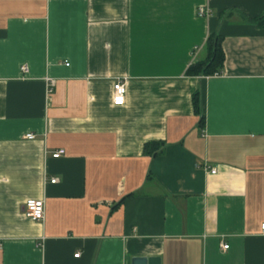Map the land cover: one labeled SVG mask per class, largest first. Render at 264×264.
<instances>
[{"label": "crops", "instance_id": "crops-1", "mask_svg": "<svg viewBox=\"0 0 264 264\" xmlns=\"http://www.w3.org/2000/svg\"><path fill=\"white\" fill-rule=\"evenodd\" d=\"M263 11L0 0V264H264ZM215 32L221 72L185 76ZM156 141L163 152L144 154ZM28 198L43 200L42 221L24 215Z\"/></svg>", "mask_w": 264, "mask_h": 264}, {"label": "trees", "instance_id": "trees-1", "mask_svg": "<svg viewBox=\"0 0 264 264\" xmlns=\"http://www.w3.org/2000/svg\"><path fill=\"white\" fill-rule=\"evenodd\" d=\"M254 20L264 22V11ZM222 37L217 33L210 34L205 42L206 56L191 63L186 71L185 76H210L221 72L224 62V53L221 47ZM191 102L194 114L199 118V125L204 123V114L202 109V99L200 90H195L191 96ZM165 143L147 142L143 146V153L155 156L163 152Z\"/></svg>", "mask_w": 264, "mask_h": 264}, {"label": "built area", "instance_id": "built-area-1", "mask_svg": "<svg viewBox=\"0 0 264 264\" xmlns=\"http://www.w3.org/2000/svg\"><path fill=\"white\" fill-rule=\"evenodd\" d=\"M197 14L199 16H208L210 14V10L208 7L200 6L197 8ZM25 70V67L22 68ZM48 90L50 91L54 81L49 79L47 80ZM125 94H126V83L124 80H115L112 82V94H111V102L113 105L119 106L125 102ZM26 138L32 139L34 135L32 133H28L25 135ZM63 154L62 149L55 150L52 152L51 157L58 158ZM216 169L214 167L208 168V172L214 174ZM56 181L55 178H52L50 182L54 183ZM23 213L24 215L32 221L40 222L43 219L44 215V203L42 199H33L28 198L25 200L23 205ZM260 234L264 235V223L260 224ZM228 247L227 244L222 243L221 248L224 250ZM79 254H74L77 257Z\"/></svg>", "mask_w": 264, "mask_h": 264}, {"label": "water", "instance_id": "water-1", "mask_svg": "<svg viewBox=\"0 0 264 264\" xmlns=\"http://www.w3.org/2000/svg\"><path fill=\"white\" fill-rule=\"evenodd\" d=\"M130 264H158V258L157 257H133L131 258Z\"/></svg>", "mask_w": 264, "mask_h": 264}]
</instances>
